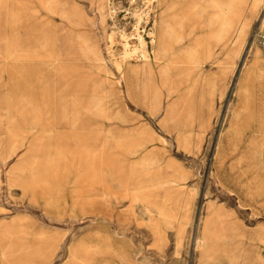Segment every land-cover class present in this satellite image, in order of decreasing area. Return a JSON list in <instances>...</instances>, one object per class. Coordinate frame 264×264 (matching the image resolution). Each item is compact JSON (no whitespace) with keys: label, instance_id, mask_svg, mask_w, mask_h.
Instances as JSON below:
<instances>
[{"label":"rangeland","instance_id":"obj_1","mask_svg":"<svg viewBox=\"0 0 264 264\" xmlns=\"http://www.w3.org/2000/svg\"><path fill=\"white\" fill-rule=\"evenodd\" d=\"M155 1L140 100L108 0H0V264H264V0Z\"/></svg>","mask_w":264,"mask_h":264},{"label":"built area","instance_id":"obj_2","mask_svg":"<svg viewBox=\"0 0 264 264\" xmlns=\"http://www.w3.org/2000/svg\"><path fill=\"white\" fill-rule=\"evenodd\" d=\"M155 3V0H108L110 28L121 48H133L153 37ZM262 40L264 43V37Z\"/></svg>","mask_w":264,"mask_h":264},{"label":"bare ground","instance_id":"obj_3","mask_svg":"<svg viewBox=\"0 0 264 264\" xmlns=\"http://www.w3.org/2000/svg\"><path fill=\"white\" fill-rule=\"evenodd\" d=\"M227 21H228V19H224V20H222L221 21V29H222V27L223 26H225L226 24H227ZM262 27L264 28V19H263V24H262ZM139 46H142L141 48V53H144L145 52V62L141 65V66H139L138 68H140L139 69V71L142 73V75L144 74L145 76H146V78L148 77V78H150V70H151V66H152V64H153V55H152V53L150 54V55H148V50H147V48H146V46H145V41H142V42H140V44H139ZM127 47V46H126ZM128 48V47H127ZM134 49L133 50H135V52H139V48L140 47H138V46H135V47H133ZM129 49V48H128ZM132 50V51H133ZM144 51V52H143ZM128 53V52H127ZM131 54V53H130ZM132 55V54H131ZM259 55H260V53H259ZM154 61L155 62H157L155 59H154ZM168 71H166V73H167ZM156 90V89H155ZM144 92H146V89H144ZM156 92V91H155ZM155 92H153V93H155ZM143 162H145L144 160H143ZM226 239V236H221V238L220 239ZM198 243L199 242H197L196 244H197V246H198ZM208 254L209 253V249H208V242L206 243V247H205V254ZM225 253L226 254H229V252L227 253V250H225ZM204 259H206V260H208L209 259V256H207V255H205V257H204ZM219 261V260H218ZM230 264H234V262H233V258L232 257H230Z\"/></svg>","mask_w":264,"mask_h":264},{"label":"crops","instance_id":"obj_4","mask_svg":"<svg viewBox=\"0 0 264 264\" xmlns=\"http://www.w3.org/2000/svg\"><path fill=\"white\" fill-rule=\"evenodd\" d=\"M139 67V66H138ZM138 67H136L135 69V71H133L135 74H136V76L140 79V88H141V96H140V100H141V98H142V94H145V93H147V92H144V89H145V87L146 86H152V81L151 80H153V71H152V66H151V70H150V78H146V76L143 74L142 75V73L139 71V69L140 68H138ZM128 67H126V69H127ZM134 68V67H133ZM162 78V77H161ZM148 81H150V82H148ZM135 105H137V103H135Z\"/></svg>","mask_w":264,"mask_h":264}]
</instances>
